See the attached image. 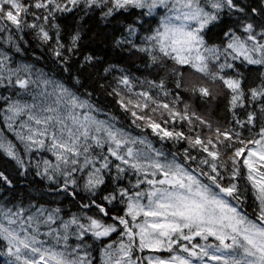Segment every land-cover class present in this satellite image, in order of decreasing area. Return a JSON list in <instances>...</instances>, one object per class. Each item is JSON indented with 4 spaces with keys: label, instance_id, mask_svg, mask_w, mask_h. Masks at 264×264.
<instances>
[{
    "label": "snow or ice",
    "instance_id": "6c2138e0",
    "mask_svg": "<svg viewBox=\"0 0 264 264\" xmlns=\"http://www.w3.org/2000/svg\"><path fill=\"white\" fill-rule=\"evenodd\" d=\"M0 158V264H264V0H0Z\"/></svg>",
    "mask_w": 264,
    "mask_h": 264
},
{
    "label": "trees",
    "instance_id": "16d2710c",
    "mask_svg": "<svg viewBox=\"0 0 264 264\" xmlns=\"http://www.w3.org/2000/svg\"><path fill=\"white\" fill-rule=\"evenodd\" d=\"M61 24L66 30H74L77 26V21L72 18H62ZM103 26L99 25L96 19H90L84 24L83 30V46L85 51H95L98 54L104 55L107 57L108 62H116L121 67L127 68L134 75L140 77L141 79L147 77L158 78L160 73H157L155 70L151 68H145L143 63L141 62V58L133 57L129 58L127 53H118L113 51L109 44L105 42L104 35L105 33L102 30ZM99 33V35H97ZM31 40V37H28ZM33 52L38 57H43V59H35L33 57ZM24 60L28 62L35 63L38 68H44L45 71L54 68L50 57L45 52H42L39 47H37L36 42H32L31 47L26 50V53L23 57ZM249 75V73H245ZM253 78L256 73L253 71L250 74ZM107 84L106 80L100 79L98 77L93 76L91 79L87 81L88 87L93 90L94 96L101 102V106L105 111H111L116 116L120 117L121 122L125 125L129 123L127 116L122 113L118 106L115 104L112 97H109L104 89L100 87V84ZM187 97V93L184 94ZM196 109L202 115L205 116L206 119H210L215 123L219 121L221 124L226 122V118H229V113L226 109V99L224 97H218L216 101L213 102L212 105H205L197 102ZM137 134H139L138 130L130 129ZM154 141L156 138H152ZM156 146L160 147V142H156ZM181 149L184 145L179 146ZM7 161L0 158V166H6ZM242 184H246V181H241ZM248 211L252 210V197L249 195V203H248ZM160 255L167 256V253H160Z\"/></svg>",
    "mask_w": 264,
    "mask_h": 264
},
{
    "label": "rangeland",
    "instance_id": "374dc122",
    "mask_svg": "<svg viewBox=\"0 0 264 264\" xmlns=\"http://www.w3.org/2000/svg\"><path fill=\"white\" fill-rule=\"evenodd\" d=\"M5 134L8 135V136L11 138V133H8V132L5 130Z\"/></svg>",
    "mask_w": 264,
    "mask_h": 264
}]
</instances>
